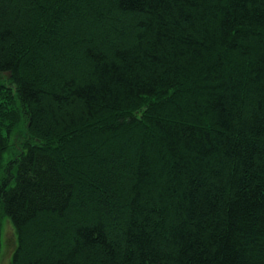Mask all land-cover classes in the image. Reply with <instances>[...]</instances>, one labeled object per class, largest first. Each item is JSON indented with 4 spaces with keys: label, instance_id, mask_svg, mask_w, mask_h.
Masks as SVG:
<instances>
[{
    "label": "trees",
    "instance_id": "trees-1",
    "mask_svg": "<svg viewBox=\"0 0 264 264\" xmlns=\"http://www.w3.org/2000/svg\"><path fill=\"white\" fill-rule=\"evenodd\" d=\"M0 171L13 264H264V0H0Z\"/></svg>",
    "mask_w": 264,
    "mask_h": 264
},
{
    "label": "rangeland",
    "instance_id": "rangeland-1",
    "mask_svg": "<svg viewBox=\"0 0 264 264\" xmlns=\"http://www.w3.org/2000/svg\"><path fill=\"white\" fill-rule=\"evenodd\" d=\"M2 79V78H1ZM26 137V128L19 127L11 138V148L7 154L8 159L15 156L20 151L23 139ZM5 175L4 171H0V178ZM2 249L0 252V264H13L14 254L18 244L17 231L13 223L7 217H2Z\"/></svg>",
    "mask_w": 264,
    "mask_h": 264
},
{
    "label": "water",
    "instance_id": "water-1",
    "mask_svg": "<svg viewBox=\"0 0 264 264\" xmlns=\"http://www.w3.org/2000/svg\"><path fill=\"white\" fill-rule=\"evenodd\" d=\"M9 74V73H8ZM10 75V74H9Z\"/></svg>",
    "mask_w": 264,
    "mask_h": 264
}]
</instances>
